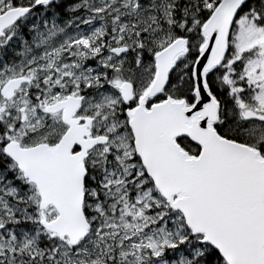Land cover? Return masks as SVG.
Returning a JSON list of instances; mask_svg holds the SVG:
<instances>
[{"label": "snow or ice", "instance_id": "snow-or-ice-1", "mask_svg": "<svg viewBox=\"0 0 264 264\" xmlns=\"http://www.w3.org/2000/svg\"><path fill=\"white\" fill-rule=\"evenodd\" d=\"M0 264H264V0H0Z\"/></svg>", "mask_w": 264, "mask_h": 264}]
</instances>
